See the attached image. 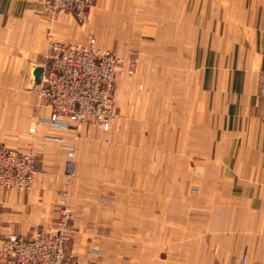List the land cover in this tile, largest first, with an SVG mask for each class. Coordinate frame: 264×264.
<instances>
[{
  "label": "crops",
  "instance_id": "obj_1",
  "mask_svg": "<svg viewBox=\"0 0 264 264\" xmlns=\"http://www.w3.org/2000/svg\"><path fill=\"white\" fill-rule=\"evenodd\" d=\"M95 6L89 35L122 55L136 36L139 65L134 79L116 85L121 117L109 133L94 128L79 141L70 257L77 264H264V0ZM75 21L59 16L55 39L85 41ZM49 27L43 0H0V146L43 145L32 188L0 190V241L29 236L59 216L62 145L75 141V129L41 124L31 135L38 117L52 113L27 91L40 83L34 72L46 64ZM194 179L200 194L189 192ZM102 189L116 194L117 213L99 211Z\"/></svg>",
  "mask_w": 264,
  "mask_h": 264
},
{
  "label": "built area",
  "instance_id": "obj_2",
  "mask_svg": "<svg viewBox=\"0 0 264 264\" xmlns=\"http://www.w3.org/2000/svg\"><path fill=\"white\" fill-rule=\"evenodd\" d=\"M44 14L52 21L71 14L80 25L90 21L95 0H43ZM37 94L48 105L47 123L66 130L79 125H107L117 113L116 81L123 61L102 52L91 39L86 46L51 42ZM264 103V69L259 91ZM71 165L68 164V166ZM38 175L36 159L0 147V190H30ZM70 217L56 226L36 229L31 235L8 234L0 241V264H77L71 259ZM240 264H247L243 258Z\"/></svg>",
  "mask_w": 264,
  "mask_h": 264
},
{
  "label": "rangeland",
  "instance_id": "obj_3",
  "mask_svg": "<svg viewBox=\"0 0 264 264\" xmlns=\"http://www.w3.org/2000/svg\"><path fill=\"white\" fill-rule=\"evenodd\" d=\"M95 9H96V6H94V9L92 10L93 13H92V17H91L90 21H88V23H86L85 25H80L75 21L77 23V25L79 26V29L81 31H83V33L85 34L86 40L83 42H78V43H74V44L78 45V46H80V45L86 46V45H88V43H90L91 39H95L97 49H99L102 52L114 53L117 57H119L123 61V69L118 75L116 85L121 80L134 79L135 76L137 75L138 65H139V63H138L139 60L137 57V50L135 48L136 36H132V39H131L132 48L127 55H122L117 51L106 49V48H104L103 45L100 46L98 44V40L96 39V37L92 33L89 35V32H88V25L93 20ZM61 15H66V14H61ZM45 17H46L48 24L50 26L48 29V33H47V40H48V44H49L48 49H49L51 46V42H57V43H61V42L57 41L55 39V37L53 36V27H54L55 22L57 21V18L51 21L46 15H45ZM102 40L104 41V36H102ZM63 44H65V43H63ZM46 60H47V58H46ZM36 88L37 87L35 85L30 86V87L28 86L27 91L29 93H31L34 97H36L38 99V101L42 102L43 100L37 94ZM138 89L140 91H143L144 84L143 83L138 84ZM18 90H20V89H18ZM21 90H23V89H21ZM115 101H116V94H115ZM116 106H117L116 117L109 124L103 125V126H100V125H88V126L87 125H79L76 127L71 126V127H74V129H75V135H76L75 141L71 144L62 145V151H63L64 156H65V162L63 165L65 188L62 189L61 191H59V197H58L59 216H58L56 222L50 226H56L59 222H61L63 220L64 216H69L70 217L69 233H70L71 239L73 238V223L75 220V214H74L73 206H72L73 200L76 196V192H75L76 190H74V185L77 182L78 177L81 174L80 173V165L78 163L79 141L82 138H84L86 140H90L89 138H90L91 130L94 128H98L103 135H107L109 133V131L111 130L113 123L118 118L121 117L120 108L118 106L117 101H116ZM46 120L47 119H44L42 117H38V119L36 120L35 129H33V132L30 131L31 132L30 134L32 135L35 133L36 127L38 125H41V124L49 125ZM84 127L87 128L86 133L82 132L80 134L81 129ZM103 142L110 143V140L103 138ZM0 147H7L9 149L15 150L19 154L33 156L36 159L37 169H38V175L36 176V178L39 177V173H40L39 168L43 166V155L39 151L40 148L43 147V145L41 143H38L36 140L33 139V142L29 145V147L26 151H19L15 148H11V146H8V145H2ZM70 163H71V165L68 166V164H70ZM196 176H201V175H196ZM188 189H189V192H191V193L200 194L202 192L201 180L194 179L193 182L189 185ZM21 192H26V191H21ZM99 192H100V194H99V197L96 201L99 211L102 213L103 212H105V213L115 212L118 209V207H117L118 201L116 199V194L113 191L108 190V189H102ZM115 213H117V212H115ZM97 253H98V255L103 254L100 252H97Z\"/></svg>",
  "mask_w": 264,
  "mask_h": 264
},
{
  "label": "water",
  "instance_id": "obj_4",
  "mask_svg": "<svg viewBox=\"0 0 264 264\" xmlns=\"http://www.w3.org/2000/svg\"><path fill=\"white\" fill-rule=\"evenodd\" d=\"M42 73H43V68L39 67L35 70L34 72V76H35V79H36V82L39 83L40 80H41V76H42Z\"/></svg>",
  "mask_w": 264,
  "mask_h": 264
}]
</instances>
